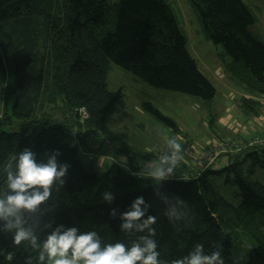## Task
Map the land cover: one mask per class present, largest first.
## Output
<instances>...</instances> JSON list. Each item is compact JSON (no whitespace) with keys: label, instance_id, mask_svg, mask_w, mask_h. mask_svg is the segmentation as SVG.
I'll return each mask as SVG.
<instances>
[{"label":"trees","instance_id":"1","mask_svg":"<svg viewBox=\"0 0 264 264\" xmlns=\"http://www.w3.org/2000/svg\"><path fill=\"white\" fill-rule=\"evenodd\" d=\"M188 1L205 37L221 44L232 58L231 77L246 92L239 107L244 114L257 116V96L264 94V41L254 13L243 0ZM186 44L168 0H0V75L14 76L3 88L2 117L9 118L6 108L12 104L20 128L0 131V194L6 192L5 170L15 165L20 151L28 147L37 162H46L45 154L58 150V163L69 167L65 183L59 190L54 187L50 200L41 206L49 208L43 222L96 231L103 243L120 241L130 246L136 236L121 232L119 214L143 196L150 205L147 214L157 217L153 225L157 250L167 264L186 256L198 243L206 253L219 251L224 264H264V183L252 179L255 165L261 163L258 151L264 152V146L231 154L217 169L191 163L192 155L181 173L185 176L161 181L159 191L169 203L179 196L194 214L191 224L181 221L174 227L163 215L168 205L155 195L151 179L130 175L115 163L100 173L88 171L76 148L65 141L69 130H77L106 136L114 148L122 144L108 128L114 110L123 105L121 90L107 88L110 63L157 89L209 102L215 88L198 69ZM145 106L177 130L172 119L148 103ZM126 146L125 151L133 150ZM247 159L251 164L246 172ZM128 164L138 172L129 158ZM216 178L236 187L237 205L219 193ZM106 191L114 194L111 204L101 199ZM111 209L117 210L115 218L109 214ZM25 216L35 222L40 213ZM47 231L40 233L41 239ZM241 236L247 237L250 247ZM9 252L14 254L12 261L6 259ZM28 255L37 264L35 252L24 244L14 247L11 235L0 233V264H24Z\"/></svg>","mask_w":264,"mask_h":264},{"label":"rangeland","instance_id":"2","mask_svg":"<svg viewBox=\"0 0 264 264\" xmlns=\"http://www.w3.org/2000/svg\"><path fill=\"white\" fill-rule=\"evenodd\" d=\"M168 1L176 13L179 27L186 36L187 50L198 69L214 86L215 95L209 102H205L199 97L183 92L157 89L130 71L110 63L106 76L107 88L110 91L121 90L123 105L114 110L108 128L120 137L122 144L115 145L116 151L106 136L94 134L93 131L85 133L69 130L65 138L66 142L76 148L78 159L88 171L100 173L114 163L120 166L115 161L127 157V167L129 168V158L131 165L137 167L139 172L137 161L155 160L156 152L163 148L164 138L167 136L175 137L184 148L183 159L177 169L176 176H179L184 172L189 157L196 155L210 141L249 139L264 131V94L257 96L260 101L257 116L252 113L244 114L239 107V99L246 92L243 85L231 77L228 69L232 62L231 56L221 44L213 43L205 37L188 0ZM243 2L254 13L256 28L264 41V0ZM13 79V75L4 78L0 75V131L11 132L20 129L18 119L11 112L12 104H8L6 108L9 118L2 117L5 109L3 88ZM146 103L172 119L177 130H173L151 113L145 106ZM125 145L133 150L125 151ZM239 152L220 154L216 161H228L231 154ZM258 154L261 163L255 165L252 179L264 183V152L259 150ZM250 164L251 159H247L243 165L246 172L250 169ZM214 185L228 202L233 205L239 203L236 187L226 185L220 178L214 179ZM240 240L247 247L251 246L247 237L241 236Z\"/></svg>","mask_w":264,"mask_h":264},{"label":"clouds","instance_id":"3","mask_svg":"<svg viewBox=\"0 0 264 264\" xmlns=\"http://www.w3.org/2000/svg\"><path fill=\"white\" fill-rule=\"evenodd\" d=\"M183 152V145L175 137L165 136L164 146L156 152L155 160L137 161L139 172L127 167V157L115 161L130 175L151 179L155 195L168 205L163 215L174 227L181 221L191 224L194 214L179 196L174 197V203H169L159 186L161 181L176 177ZM45 155L46 162H37L36 154L26 147L17 154L15 165L10 164L5 170L6 192L0 194V233L5 237L10 234L14 247L24 244L26 250L35 252L37 264H167L159 258L157 250V232L153 227L157 217L147 214L150 205L143 196L136 197L129 210L119 214L121 232L136 236L130 246L120 241L103 243L96 231L82 232L76 226L66 227L64 224L53 227L52 220L43 222L49 208L42 209L41 206L50 200L54 187L59 190L65 183L63 178L69 167L66 163H58V150ZM101 199L111 204L114 194L106 191ZM37 212L40 218L35 222L25 216V213ZM109 214L115 218L117 210L111 209ZM48 229L50 231L41 239L40 233ZM13 258L11 252L6 255L8 261ZM32 260L31 255L25 256L24 264H32ZM170 264H224V261L219 251L206 253L203 244L198 243L186 256L174 259Z\"/></svg>","mask_w":264,"mask_h":264},{"label":"built area","instance_id":"4","mask_svg":"<svg viewBox=\"0 0 264 264\" xmlns=\"http://www.w3.org/2000/svg\"><path fill=\"white\" fill-rule=\"evenodd\" d=\"M82 117H86L85 109L81 111ZM261 147L264 146V131L260 135H255L249 139H239L234 141L226 140H213L208 143L201 151L191 157V163H197L200 168H212L217 169L222 163L216 160L220 157V154L227 153L230 151L238 152L247 147ZM192 168H188V171ZM185 176V175H181Z\"/></svg>","mask_w":264,"mask_h":264}]
</instances>
